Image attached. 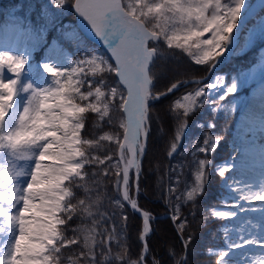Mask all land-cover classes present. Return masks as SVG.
Returning <instances> with one entry per match:
<instances>
[{"label":"trees","instance_id":"obj_1","mask_svg":"<svg viewBox=\"0 0 264 264\" xmlns=\"http://www.w3.org/2000/svg\"><path fill=\"white\" fill-rule=\"evenodd\" d=\"M196 1L123 0L129 11L157 33L151 42L156 49L150 71L152 91L178 85L148 104L149 129L137 201L152 214L172 212L178 229L169 215L151 221L153 229L146 236L148 264H179L185 246L184 264H215L208 249L223 245V220L214 216L212 209L221 205L224 189L221 173L213 163L235 153L231 139L246 90L243 84L252 77L251 67L262 54L253 32L264 17V7L246 21L231 53L219 62L216 60L224 41L218 35L213 46L212 40L203 39V25L208 23L207 29L213 30L215 25L223 26V19L225 23L238 22L250 0L231 16L235 0H230V8L212 18L203 9L197 10ZM74 2L0 0V21L27 28L25 41L36 61L29 68L32 75L41 74L39 63L51 38H61L85 54L82 59L88 82L72 94L84 109L79 141L83 164L80 173L66 182L70 194L60 214L61 239L49 256L55 264H141L142 220L119 193L121 165L117 152L125 126V90L113 71L107 74V65L89 47L90 39L71 23ZM136 7L141 10H134ZM164 16L185 23V29L198 21L193 33L188 34L187 46L175 40L176 25L166 22ZM205 75L204 80L185 83ZM4 221L0 222V240Z\"/></svg>","mask_w":264,"mask_h":264},{"label":"rangeland","instance_id":"obj_2","mask_svg":"<svg viewBox=\"0 0 264 264\" xmlns=\"http://www.w3.org/2000/svg\"><path fill=\"white\" fill-rule=\"evenodd\" d=\"M228 1L197 0L196 6L212 18L213 14L224 11ZM234 2L230 16L247 0ZM89 3L90 0H75L72 5L71 23L81 32H87ZM263 4L264 0L250 2L236 23H225L223 19V26L215 25L213 30L207 29L208 23L203 25V39L212 40L213 46L218 35L225 41L216 61L227 59L237 43L241 20L244 23L248 13L263 8ZM164 18L176 25L173 36L183 45L198 25L195 20L185 29V23L180 24L171 16ZM178 25L183 26L177 28ZM25 30L17 23L0 22V217L10 220L2 230L0 264L13 259L15 264H55L49 253L57 249L61 239L60 214L70 194L66 182L80 173L83 164L79 141L84 109L72 99V94L88 82L82 59L85 54L81 48L61 38H51L42 57L47 67L39 76H33L29 66L34 58L25 42ZM263 31L264 17H261L253 35L262 54L251 67L252 77L243 84L246 90L231 139L235 153L213 163L221 173L224 189L221 205L212 209L213 215L223 220V245L208 249L216 259L215 264H264ZM148 35L149 45L152 34ZM90 41L89 47L96 50L99 59L107 65V74L114 71V64L102 47ZM49 65L53 66L52 75L47 71ZM160 93L150 92L147 103L161 97ZM148 129L146 121L145 130ZM124 159H128L126 150ZM206 165L207 160H204V168ZM135 183L138 178L132 168L130 187L135 189ZM222 207L237 214L224 217L220 213Z\"/></svg>","mask_w":264,"mask_h":264},{"label":"bare ground","instance_id":"obj_3","mask_svg":"<svg viewBox=\"0 0 264 264\" xmlns=\"http://www.w3.org/2000/svg\"><path fill=\"white\" fill-rule=\"evenodd\" d=\"M90 9L87 13L88 24L85 28L86 33L89 35L97 36L101 42L109 47L114 53H116L117 58L120 61V68L117 70V75L122 79L128 76L129 81H137L140 77V72L137 71L136 64L132 61L129 70L124 69L123 61L125 59L128 49V44L116 38L114 35V43L111 38L112 30L115 24L119 25V16L121 15L118 8L117 0H90ZM122 16V15H121ZM134 60V58H133ZM126 71V72H125ZM124 72V75H123ZM150 94V89L146 84H143L137 93V106L135 111V123L137 131L134 135V140L127 143L126 150L131 154V169H135V173L138 172L139 166V151L142 150L144 146L145 139V125H146V111H147V96ZM261 100V99H260ZM47 101V100H46ZM254 153V152H253ZM251 154V153H250ZM254 155V154H253ZM255 158V157H254ZM255 161V160H254ZM246 179V178H245ZM250 181V180H249ZM245 183V182H244ZM258 202V201H257ZM264 202V199H263ZM220 213L224 217H232L236 212L232 211L229 208L222 207ZM144 231H147V225L144 224Z\"/></svg>","mask_w":264,"mask_h":264},{"label":"water","instance_id":"obj_4","mask_svg":"<svg viewBox=\"0 0 264 264\" xmlns=\"http://www.w3.org/2000/svg\"><path fill=\"white\" fill-rule=\"evenodd\" d=\"M121 9L124 11V9L122 8V5L120 4ZM87 34V33H86ZM89 37H91V39L93 41H95L98 45H100L103 50L106 52V54L108 55L109 59L118 67L120 68V61L117 58V56L109 49V47L105 46L101 40L97 37V36H91L89 34H87ZM124 75V72H123ZM123 80H121V78L119 77L120 83L126 87L128 89L127 92V96L126 99L124 101L123 104V111L125 114V130H124V134H123V138H122V142L121 145L118 149V158L120 160L121 163V169H122V178L120 181V194H121V198L122 200L127 204V206L134 212H136L142 219V222L145 223L147 225V231H144V229L142 230L141 234H140V241L143 245V251L141 254V262L142 264H146L144 262V257L146 256L147 252H148V245H147V241L145 239V235L148 234L149 232H151L152 230V225L150 223V215L151 213L143 208H141L134 197H132L129 194V190L126 189L127 185L129 184V180H130V168H131V159L132 156L130 154L129 158L127 161H124L123 159V150L126 148L127 143L130 141L134 140V135L137 131L136 128V123H135V111H136V106H137V93L139 88L142 86V82L141 79L137 80V81H129L127 79V77L123 78ZM172 88H174L173 86L170 87L168 90L162 92L159 94V96L164 95L165 93H167L169 90H171ZM145 148L142 151V154L140 156V162L142 160V156L144 154ZM166 215H169L172 218V222L173 225L175 227V229L178 231L177 226L175 221L173 220L174 216L172 213H168ZM162 215L160 214H155L154 217H161ZM179 237L182 239L180 233L178 232ZM184 258H185V253L183 255V259L181 261L180 264L184 263Z\"/></svg>","mask_w":264,"mask_h":264}]
</instances>
